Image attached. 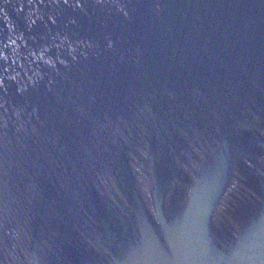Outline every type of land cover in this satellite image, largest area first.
I'll return each mask as SVG.
<instances>
[{"label":"water","instance_id":"1","mask_svg":"<svg viewBox=\"0 0 264 264\" xmlns=\"http://www.w3.org/2000/svg\"><path fill=\"white\" fill-rule=\"evenodd\" d=\"M0 264H264V0H0Z\"/></svg>","mask_w":264,"mask_h":264}]
</instances>
